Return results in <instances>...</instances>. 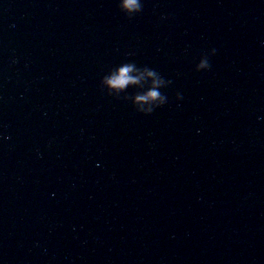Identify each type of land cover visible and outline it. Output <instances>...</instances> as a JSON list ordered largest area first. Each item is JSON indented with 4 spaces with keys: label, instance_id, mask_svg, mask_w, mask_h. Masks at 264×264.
<instances>
[{
    "label": "water",
    "instance_id": "95a60500",
    "mask_svg": "<svg viewBox=\"0 0 264 264\" xmlns=\"http://www.w3.org/2000/svg\"><path fill=\"white\" fill-rule=\"evenodd\" d=\"M119 3L0 0V264H264V0Z\"/></svg>",
    "mask_w": 264,
    "mask_h": 264
},
{
    "label": "clouds",
    "instance_id": "9594fccd",
    "mask_svg": "<svg viewBox=\"0 0 264 264\" xmlns=\"http://www.w3.org/2000/svg\"><path fill=\"white\" fill-rule=\"evenodd\" d=\"M119 8L122 12L127 14L129 18L134 17L136 14L141 13L143 10L142 0H120ZM215 49L212 50V54H215ZM208 56H204L197 65V71L210 69ZM134 72L139 73L133 75ZM145 76L151 78V85H147L146 91L137 93L134 97L135 103L139 104L137 108L139 112L145 114H151L154 108L163 106L167 98L162 95L159 89L166 87L171 81H165L155 70H150L145 67L143 71L138 69L135 64L124 63L110 71L108 75H105L101 81L102 88L107 87L108 94L113 95L115 93L117 97L121 92L127 90L130 85H140L145 87ZM142 81H145L142 84ZM178 98H182L179 97ZM147 104L148 107L144 108L143 105Z\"/></svg>",
    "mask_w": 264,
    "mask_h": 264
}]
</instances>
